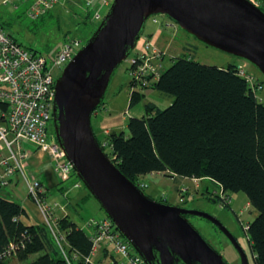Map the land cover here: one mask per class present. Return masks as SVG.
Here are the masks:
<instances>
[{"label": "trees", "instance_id": "obj_1", "mask_svg": "<svg viewBox=\"0 0 264 264\" xmlns=\"http://www.w3.org/2000/svg\"><path fill=\"white\" fill-rule=\"evenodd\" d=\"M170 59L148 86L172 96L170 104L161 108L146 101L142 116L128 117V132L110 131L103 139L95 135L137 185L142 176L160 172L207 177L220 189L244 192L258 211L246 228L254 264H264V99L238 74L237 64L209 65L185 54ZM257 84L262 81L255 78ZM129 85L131 107L145 93ZM24 213L20 203L0 195V264L14 256L22 264H67L49 228L24 222ZM58 228L72 249L90 251L89 236L67 214L59 215ZM33 254L38 255L25 261Z\"/></svg>", "mask_w": 264, "mask_h": 264}, {"label": "water", "instance_id": "obj_2", "mask_svg": "<svg viewBox=\"0 0 264 264\" xmlns=\"http://www.w3.org/2000/svg\"><path fill=\"white\" fill-rule=\"evenodd\" d=\"M156 13L169 15L206 44L249 60L264 74V11L250 0H112L55 80V138L76 175L145 264H229L187 215L208 219L229 234L222 222L211 213L146 194L117 167L92 127L91 114L112 72L135 47L147 17ZM236 247L240 264H249L245 251Z\"/></svg>", "mask_w": 264, "mask_h": 264}, {"label": "rangeland", "instance_id": "obj_3", "mask_svg": "<svg viewBox=\"0 0 264 264\" xmlns=\"http://www.w3.org/2000/svg\"><path fill=\"white\" fill-rule=\"evenodd\" d=\"M4 1L5 0H0V19L6 29L10 31L16 40L24 47L44 54L47 57L49 66L53 65L65 41L76 39L83 45L96 30L110 6L103 5L101 0H55L50 8H47L44 12L36 16H32L33 11L31 7L35 0H15L14 3H5ZM257 1L260 6H264V0ZM97 11L100 14L99 18L94 16ZM154 18L156 21L153 20ZM144 36L149 37L153 44L163 49V54L165 55L163 60L165 68L172 63V59L170 58L176 54L177 56L184 54L189 55L192 59L209 65L226 67L229 64H237L238 74L239 69L243 68L248 75L253 77L254 81L255 78L258 79L259 82L262 81V88L258 90L256 95L259 99H264V74L255 64L243 57L206 44L181 28L177 21L169 15L165 13H156L148 16L137 38L136 48L142 47ZM65 64L53 68L55 78L61 74ZM127 68L128 61L124 59L112 72L102 98V103L97 106L100 112H102V107L99 106H104L107 110H110L111 114L109 111L104 112L105 114L102 112L99 117L103 122L106 121V125L110 123L120 125L122 126L121 129H124L125 132H128L127 120L129 115L124 112L126 102L121 101V98L124 94L127 99L130 90V73ZM138 89L144 91V100L153 101L161 108L168 106L170 104V99H172V96L157 89L150 87H138ZM140 102H143V100ZM109 106L110 108H108ZM112 107L114 108L113 110L111 109ZM109 114L112 115V117L107 119L106 115ZM47 132L49 139L52 141L56 139L52 119L48 121ZM109 132L110 130L103 131L104 135ZM103 137L100 139H103ZM21 142L22 147L34 146L32 142L25 138H22ZM2 147V142H0V148ZM106 151L109 152L108 147H106ZM140 179L146 184V186H141L144 192L154 199H165L167 202L173 204L199 209L208 213H216L218 216L224 213L218 208L217 204L210 201L208 195L213 189L214 192L221 194V192L217 190L220 189V187L210 178H191L181 175H167L165 173H148ZM76 180H78V184L75 186L80 185V188L74 187L73 182ZM62 182H65L67 186L70 185L68 190V192H70L69 196L65 197L64 194H60L57 197L58 199L49 198V200L62 204L67 203L68 209L70 210L69 217L74 222L82 224L92 217H109L94 196L88 195V197L85 198L74 196L79 189L86 194L89 192L84 183L75 174L72 173V176L68 180ZM3 189L4 188L0 187V194L2 195ZM214 192H211V194ZM18 194L20 197L25 196V190ZM232 194L234 197V205L237 207L240 214L241 223V225L238 224V227H235V230L240 234L239 236L246 250L249 264H254L253 254L244 225L252 221L258 211L247 201V196L244 192L237 191ZM27 196L32 200L31 202H33V205H25L24 209H26L30 218H26L22 215V220L27 223L44 224L43 219H40L38 215L39 210L36 202L29 194H27ZM7 197L22 202L21 198L17 199L12 196ZM56 213H60L59 209ZM191 222L201 232L204 238L206 237L216 249L218 248L222 254L224 253V257H226L231 264H240L239 257L235 256L230 246L228 247V245H225L223 235L211 226L205 218L191 215ZM116 228L118 229L117 226ZM119 233L122 234L120 230ZM37 255L38 254H33L25 261L32 260L36 258ZM7 262L8 264L23 263L18 261L15 256L8 259Z\"/></svg>", "mask_w": 264, "mask_h": 264}, {"label": "built area", "instance_id": "obj_4", "mask_svg": "<svg viewBox=\"0 0 264 264\" xmlns=\"http://www.w3.org/2000/svg\"><path fill=\"white\" fill-rule=\"evenodd\" d=\"M54 1L35 0L31 7L32 16L50 8ZM101 1L105 6L112 2ZM250 1L259 5L257 0ZM94 16L99 18V12ZM153 20L156 21L155 18ZM80 47L81 43L76 39L65 41L53 65L49 66L44 54L21 45L0 19V142L3 146L0 148V186L8 185L17 172L27 178L28 194L36 202L44 224L49 228L67 264L77 260L83 264H145L107 216L92 217L81 226L92 242L87 254L72 249L66 240L65 231L58 228L59 216L56 212L62 206L48 199L46 184L35 176L28 177L25 174L24 161L30 152L22 147V138L28 139L34 147L51 157L61 181L72 176V165L56 139H49L47 125L52 119L55 97L53 68L67 63ZM163 53V49L153 44L147 36H144L141 48L135 45L131 49L125 58L133 85L131 89L146 88L158 77L165 56ZM239 74L248 80L253 89L262 88L260 84L255 85L253 77L243 68L239 69ZM139 186L146 184L140 182Z\"/></svg>", "mask_w": 264, "mask_h": 264}, {"label": "crops", "instance_id": "obj_5", "mask_svg": "<svg viewBox=\"0 0 264 264\" xmlns=\"http://www.w3.org/2000/svg\"><path fill=\"white\" fill-rule=\"evenodd\" d=\"M176 56H177V54L174 55L173 57H176ZM129 99H130V90H129V94H128L127 99L125 98L124 94L121 98V101L126 102V107L124 108L125 114H127L129 116H138V117L142 116L144 114V102H146V100L141 99V100H143V102H140L141 100H139L136 104L129 107ZM171 100L172 99H170V102H171ZM99 107H102L103 113L107 112V111H109V113H110V110H107L104 106H99ZM108 108H110V106ZM96 109L91 114V123H92V127H93L95 134L97 135V133H98L97 136L99 138H102L103 136L106 135V134L104 135V133H103V131H105V130H110V131L124 130V129H121L122 126L115 125L114 123H110V124L106 125V121L103 122V120H101L99 118L101 116L102 112H100L99 109H97V110ZM111 109L113 110L114 108L112 107ZM110 114L106 115L107 119L112 117V115H110ZM23 147H24V149H27L30 152L29 156L24 161L25 162V174L28 177L35 176V177L39 178L44 184H46V186L48 187V196H47L48 199L49 198L56 199L60 194L61 195L64 194L65 197L69 196L70 192H68V190H69L70 185L67 186L65 182H62L58 178V175L54 169L53 161H52L51 157L46 152H43L34 146H23ZM156 173L160 174V172H151L150 174H156ZM22 179L24 182L22 181ZM26 180H27L26 177H24L23 175H20L17 172L14 176H12V179L8 185L0 186V187L4 188L3 189V195L4 196H12V197H16L17 199L21 198L22 202H20V201L19 202L17 201V202L20 203L21 206H23L24 208H25V205H29V206L33 205V202H31L32 200L30 198H28V196H27L28 192H27ZM73 184H74V187L80 188V185L75 186L78 184V180L74 181ZM24 190H25V196L20 197V195L18 193L22 192ZM0 195H2V194H0ZM74 196H77L78 198H81V197L85 198V197H88V194L83 193L82 190L79 189V191H77L74 194ZM58 204H60L62 206V208L59 209L60 213L59 214L56 213V214L58 216L67 214L69 217L70 210L68 209L67 203H63V204L58 203ZM23 215L26 218H30L26 209H25V213ZM38 215H39L40 219H42L40 211H39ZM30 223H32V222H30ZM79 225L82 226L83 223L79 224Z\"/></svg>", "mask_w": 264, "mask_h": 264}, {"label": "flooded vegetation", "instance_id": "obj_6", "mask_svg": "<svg viewBox=\"0 0 264 264\" xmlns=\"http://www.w3.org/2000/svg\"><path fill=\"white\" fill-rule=\"evenodd\" d=\"M213 190L211 192H214ZM217 190L220 191L221 194L218 192H214L213 194H211V192H210V194L208 193L209 194L208 196L210 198V201H212L214 204H217L218 208L220 210H222V212H224V213L221 216H218L216 213H211V214L214 215L216 218H218L222 222V224L229 231V234H226L225 232H223L215 224H213L210 220H208V219H206V220L208 221V223H210L211 226H213L216 230H218L220 234L223 235V237L225 239V245H228V247L230 246L231 249L234 251L235 256H238L240 259V254H239V251H238L236 245H239L245 251V253H246V250H245L243 243L241 241V237L239 236L240 234L238 232H236V230H235V227H238V224L241 225V223H240L239 211L237 210V207H235V205H234V197L232 194L233 192L225 191L223 189H217ZM187 217L191 221V215H187ZM230 225H232V226H230ZM246 228H247V225H244L245 230H246ZM205 239H206V237H205ZM206 240L209 243H211L208 239H206ZM234 241H236V245H235ZM211 245L215 248V246L212 243H211ZM216 250L219 251L218 248ZM223 257H224V255H223ZM224 258L226 259V261L229 264H231L230 261L226 257H224Z\"/></svg>", "mask_w": 264, "mask_h": 264}, {"label": "clouds", "instance_id": "obj_7", "mask_svg": "<svg viewBox=\"0 0 264 264\" xmlns=\"http://www.w3.org/2000/svg\"><path fill=\"white\" fill-rule=\"evenodd\" d=\"M110 4H111V3H110ZM81 46H82V43H81ZM80 48H81V47H80ZM80 48H79V49H80ZM79 49H78V50H79Z\"/></svg>", "mask_w": 264, "mask_h": 264}]
</instances>
